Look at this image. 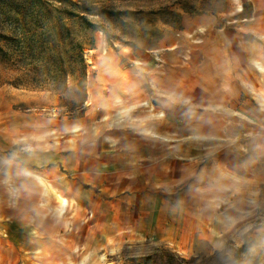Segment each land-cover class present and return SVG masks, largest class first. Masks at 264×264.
I'll return each mask as SVG.
<instances>
[{
	"label": "rangeland",
	"instance_id": "1",
	"mask_svg": "<svg viewBox=\"0 0 264 264\" xmlns=\"http://www.w3.org/2000/svg\"><path fill=\"white\" fill-rule=\"evenodd\" d=\"M31 2L0 0V264L233 254L246 234L264 246V183L244 177L254 180L255 158L237 120L240 85L249 104L262 100L254 81L215 75L210 62L245 48L249 71L264 74L251 32L264 0H43L53 19L20 14ZM207 82L221 87L214 103ZM67 152L95 185L48 170Z\"/></svg>",
	"mask_w": 264,
	"mask_h": 264
},
{
	"label": "crops",
	"instance_id": "2",
	"mask_svg": "<svg viewBox=\"0 0 264 264\" xmlns=\"http://www.w3.org/2000/svg\"><path fill=\"white\" fill-rule=\"evenodd\" d=\"M258 15L263 16L256 20L257 24L251 32H254L257 38L259 40H262L264 43V14L258 13ZM257 38H251L250 41H258ZM245 40H247V38ZM248 54L249 53L245 48L244 51L241 48L240 52L235 53L234 55H232L231 52H215L210 62L215 65V75L218 71H224V73H226L229 77H232V74L239 71L241 75L244 76V80H246V86H248V81H254L256 89L259 90L258 96L259 99L262 101L259 102V104L256 103V105L254 106L253 104H249V101H251V99L248 97V92L246 89H243L242 84L240 85L239 94L241 95V93L245 92L247 97L239 101L241 113L240 118H238L237 120L242 123L240 127V132L241 135L245 136V145L246 147H250L253 149L250 154L253 155L255 158L254 180L252 181V176L249 177V175H245L244 177L246 178V180L250 178V183L254 184L255 187H260V185L264 183V74L258 71L257 68H255L256 71H249V68L253 66L252 64H249V59L254 58V54H251L250 56ZM255 58L257 61H260L264 67V49H261L259 52L255 53ZM252 72L256 73L254 77L249 75V73ZM204 85L206 86H204V88H207V92H203L205 93L206 98L209 99V101L211 100L212 103L216 102L217 97L216 95H214L216 93L213 91L218 90L221 87L219 85L212 86L211 82H209V84L207 82V84ZM80 121L85 123L86 116H82L80 118ZM251 123L254 124L251 125ZM219 131L220 130L211 127L210 124L208 125L207 132L210 135L216 136ZM36 158H38L39 161H45L46 159L52 157H50L49 155L47 156L46 153H42L36 155L35 159ZM78 158L79 156L77 152H67L66 154H60L58 155V157H56L55 162H50L52 164L50 166H52L53 168H50L48 170L50 172H53L54 174H59V171H62V169L69 171L68 173L70 177H68L67 179L64 178L63 181H68L71 187L75 186L82 188L84 183L87 182H92L95 185L96 183L95 181H92V177L89 178L87 173L83 171V162H76ZM174 162L177 164L182 163V161L178 159H176ZM249 180L242 182H249ZM91 232L93 234L95 233L93 229L91 230ZM262 233H264V231Z\"/></svg>",
	"mask_w": 264,
	"mask_h": 264
},
{
	"label": "trees",
	"instance_id": "3",
	"mask_svg": "<svg viewBox=\"0 0 264 264\" xmlns=\"http://www.w3.org/2000/svg\"><path fill=\"white\" fill-rule=\"evenodd\" d=\"M32 2L29 4H25L23 7L25 10L24 13H20L19 9H17V12L20 14H26L33 17L36 16H44L49 17V19L55 18L54 15H52L51 10L48 6H46L43 2V0H31ZM107 12L110 13H127L131 12L130 10H107ZM11 14V13H8ZM12 17V16H9ZM82 18H86L85 16H82ZM86 20H88L86 18ZM91 25H95V23H92L89 21ZM57 24V23H56ZM56 24L54 22H46L41 23L40 28L46 29L48 27H55ZM66 29L69 30V27L65 23H63ZM47 30V29H46ZM255 245H260V242L256 240L254 237H249L248 234L245 235V241L244 243L239 246L233 254H231L228 250H221L217 251L214 254L206 255V254H200L198 256L191 257L190 259L186 257H181L177 255L176 253L172 251H167L165 249L158 250L156 249L153 254L146 255L142 258V263L139 264H148L149 261L153 264L154 261L157 260V257L159 256V253L162 257H165V260L163 264H208L212 263V261H216L215 264H241L246 257H249L251 264H264V246H261V248L257 247L256 250L258 251L257 255L251 256L250 254V247Z\"/></svg>",
	"mask_w": 264,
	"mask_h": 264
}]
</instances>
